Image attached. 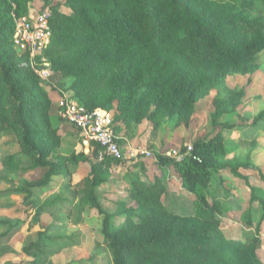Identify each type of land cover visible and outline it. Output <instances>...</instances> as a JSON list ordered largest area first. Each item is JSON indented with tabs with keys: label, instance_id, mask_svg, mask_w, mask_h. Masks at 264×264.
<instances>
[{
	"label": "trees",
	"instance_id": "16d2710c",
	"mask_svg": "<svg viewBox=\"0 0 264 264\" xmlns=\"http://www.w3.org/2000/svg\"><path fill=\"white\" fill-rule=\"evenodd\" d=\"M30 1L0 0V128L19 137L18 150L0 158V180L8 184L0 196L21 194L22 202L35 210L32 220L41 229L21 250L32 259L29 263L53 264L52 255L76 243L60 233L58 224L59 212L70 214L69 200L37 205L31 189L48 187L57 176L70 179L80 164L88 163L89 171L76 184L77 203L101 216L102 242H94L109 251V264H264L257 255L259 225H253L250 212L242 218L243 239L227 238L220 219L225 206L206 192L212 176L224 170L245 182L241 171L256 170L264 183L263 171L249 155L229 156L223 135L236 126L232 116L247 120L237 113L245 101L244 89L214 97L211 133L194 141L190 151L182 149L180 160L159 156L193 197L192 213L167 208L163 181L148 176H125L128 198L135 205L120 201L114 212H106L96 188L111 181L113 166L123 160H100L95 142L88 143V154L84 145L60 153L59 134L48 128L50 100L38 76L21 64L28 55L12 47L11 12L27 15ZM50 10L51 37L43 55L70 74L73 98L80 106L114 107L116 133L118 122L158 126L167 119L187 126L197 100L221 87L229 75L254 73L264 50V0H61ZM263 118L264 109L252 122ZM135 166L143 168L142 163ZM31 168L44 169L41 178L22 185L10 178ZM249 194L264 209V189L249 186ZM44 214L51 218L47 223L41 220ZM117 216L123 217L119 225L112 222ZM17 224L0 219V227H7L4 235ZM11 252L0 246V258Z\"/></svg>",
	"mask_w": 264,
	"mask_h": 264
},
{
	"label": "rangeland",
	"instance_id": "374dc122",
	"mask_svg": "<svg viewBox=\"0 0 264 264\" xmlns=\"http://www.w3.org/2000/svg\"><path fill=\"white\" fill-rule=\"evenodd\" d=\"M61 0H31L28 4V13H36L45 9H51L53 5ZM61 10L66 11L64 8ZM13 23L20 17L11 12ZM13 49L19 52L12 44ZM44 51L37 56L29 57L21 62L24 66H29L38 76L43 89L50 100L48 128L56 129L59 134V151L67 155L72 151H79L84 145L88 154V143L81 137L75 127L66 123L60 118L58 102L62 96L73 98L71 89L72 77L69 73L57 69L47 57ZM258 68L251 75L234 73L229 75L225 83L194 104V113L187 126L175 125L174 121L163 119L158 126L151 122L131 123L125 125L118 122L117 135L122 149L123 162L115 164L112 168V179L96 188V194L102 208L106 212H114L116 203L124 201L129 205L135 203L128 198L129 191L125 185V176H138L142 180L146 176L149 178L159 177L163 181L165 194L162 202L164 205L177 213H192L193 197L181 186L180 177L174 172L170 165L162 164L159 156L174 157L181 153L182 149L191 147L192 143L211 133L210 115L213 111L214 97H222L244 89V103L238 108L239 116L246 118V121H239L237 116L230 119L236 126L230 130H224L231 155L243 157L249 155L251 163L258 166L264 173V118L257 123H253V118L264 109V50L257 56ZM74 99V98H73ZM75 100V99H74ZM114 110V107L111 108ZM19 137L13 132L3 131L0 128V158L14 153L18 150ZM150 152V156L143 152ZM142 152V153H141ZM142 163L143 170L137 166ZM89 171V164H80L71 177L57 176L52 179L48 187L31 189L33 197L31 200L40 205L48 200L66 198L71 205L70 214L58 213L61 226L60 233L71 236L74 245L64 246L59 252L51 257L53 264H109L110 254L105 247L96 248L95 239L102 242L100 234L101 216L91 207L81 209L78 205L76 184L83 179ZM44 169L31 168L20 170L10 178L20 185L24 181H34L41 178ZM247 176V182L232 176L228 171H221L212 176L207 195L214 196L225 206V212L220 215L221 229L227 238L243 239L244 223L243 215L250 212L254 226L259 225L260 246L257 249L259 259L264 262V209L258 202H251L249 186L264 189V183L258 177L256 170L241 171ZM8 184L0 180V191L6 189ZM35 210L30 203L22 202V195L0 196V219L7 218L13 223L18 222L15 229L8 235H4L7 227H0V246L7 245L12 249L11 253L0 258V264L7 262L29 263L31 258L22 253V247L33 241L41 227L34 223L32 218ZM43 223L51 220L50 216H41ZM123 217L112 218L115 225L121 224ZM3 234V235H2ZM99 250V251H98Z\"/></svg>",
	"mask_w": 264,
	"mask_h": 264
},
{
	"label": "built area",
	"instance_id": "2783aa9c",
	"mask_svg": "<svg viewBox=\"0 0 264 264\" xmlns=\"http://www.w3.org/2000/svg\"><path fill=\"white\" fill-rule=\"evenodd\" d=\"M50 17L51 10L49 9L18 17L14 22L12 37L14 47L29 57L34 58L41 54L51 37ZM58 109L60 117L75 127L87 143L95 142L100 147V160L105 157L123 158L119 137L115 130L113 109L87 110L66 95L59 98ZM190 149L191 147L186 151ZM143 153L150 156L148 151ZM183 155V153H178L174 155V158L180 160Z\"/></svg>",
	"mask_w": 264,
	"mask_h": 264
},
{
	"label": "crops",
	"instance_id": "0c3cea01",
	"mask_svg": "<svg viewBox=\"0 0 264 264\" xmlns=\"http://www.w3.org/2000/svg\"><path fill=\"white\" fill-rule=\"evenodd\" d=\"M264 263V262H263Z\"/></svg>",
	"mask_w": 264,
	"mask_h": 264
}]
</instances>
